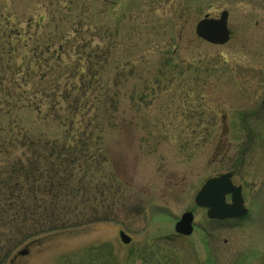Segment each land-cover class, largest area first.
Here are the masks:
<instances>
[{
    "label": "rangeland",
    "instance_id": "rangeland-1",
    "mask_svg": "<svg viewBox=\"0 0 264 264\" xmlns=\"http://www.w3.org/2000/svg\"><path fill=\"white\" fill-rule=\"evenodd\" d=\"M223 9L229 39L197 37V21ZM66 41L82 49L79 71L108 87L102 153L78 165L74 181L87 184L85 213L96 204L112 218L27 239L3 264H264V0H0V50L16 45L18 56L24 44ZM21 117L60 134L35 110ZM20 154H0V173ZM226 172L248 213L220 222L194 195ZM186 210L193 231L183 235L174 224Z\"/></svg>",
    "mask_w": 264,
    "mask_h": 264
},
{
    "label": "trees",
    "instance_id": "trees-1",
    "mask_svg": "<svg viewBox=\"0 0 264 264\" xmlns=\"http://www.w3.org/2000/svg\"><path fill=\"white\" fill-rule=\"evenodd\" d=\"M12 46L0 50V55L14 52L12 57L19 58L13 65L10 55L0 61V69L13 68L0 78V85L3 80L6 86L0 88V154L16 149L21 154L11 162L3 160L6 166L0 173V264L27 239L112 218L108 208L100 210L96 204L85 213L87 184L83 179L74 181V169L102 153L100 102L108 95L105 80L100 84L92 69L79 71L76 62L82 49L69 41L37 43L32 48L24 44L18 56L17 46ZM93 52L86 53L91 63L98 62ZM66 58L72 62L65 63ZM92 95L94 104L87 100ZM34 110L46 124L61 129L59 136L44 129L36 132L21 117ZM79 205L80 213H75Z\"/></svg>",
    "mask_w": 264,
    "mask_h": 264
},
{
    "label": "water",
    "instance_id": "water-1",
    "mask_svg": "<svg viewBox=\"0 0 264 264\" xmlns=\"http://www.w3.org/2000/svg\"><path fill=\"white\" fill-rule=\"evenodd\" d=\"M228 11L221 10L216 17L205 14L195 25V33L201 39L212 44H224L230 35L227 25ZM231 173L226 172L205 180L203 185L194 196V202L198 206L206 207V214L210 218L241 217L247 213L243 205L241 186L234 185L231 181ZM231 194V202L225 201L226 194ZM193 213L191 210L184 211L175 222L174 229L178 233L188 235L192 232ZM119 237L124 243L131 240L123 230L119 231ZM27 247V245H26ZM26 247L16 254L27 252Z\"/></svg>",
    "mask_w": 264,
    "mask_h": 264
},
{
    "label": "flooded vegetation",
    "instance_id": "flooded-vegetation-1",
    "mask_svg": "<svg viewBox=\"0 0 264 264\" xmlns=\"http://www.w3.org/2000/svg\"><path fill=\"white\" fill-rule=\"evenodd\" d=\"M227 197H228V200H229L230 196L228 195ZM244 217H241V218H244ZM241 218H222V219H212V220L220 221V222H226V221H229V220H237V219H241Z\"/></svg>",
    "mask_w": 264,
    "mask_h": 264
}]
</instances>
